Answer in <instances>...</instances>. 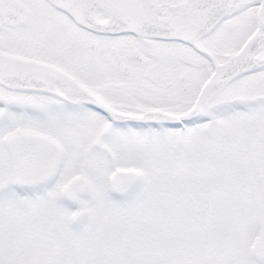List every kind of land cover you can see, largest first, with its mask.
Listing matches in <instances>:
<instances>
[{
    "label": "snow or ice",
    "instance_id": "obj_1",
    "mask_svg": "<svg viewBox=\"0 0 264 264\" xmlns=\"http://www.w3.org/2000/svg\"><path fill=\"white\" fill-rule=\"evenodd\" d=\"M0 264H264V0H0Z\"/></svg>",
    "mask_w": 264,
    "mask_h": 264
}]
</instances>
